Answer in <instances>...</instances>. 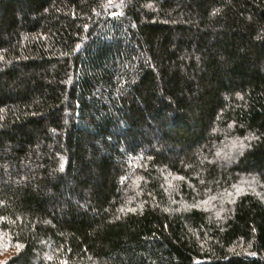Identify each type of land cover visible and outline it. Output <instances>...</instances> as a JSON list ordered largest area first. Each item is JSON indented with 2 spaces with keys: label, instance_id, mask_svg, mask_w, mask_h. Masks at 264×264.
<instances>
[{
  "label": "trees",
  "instance_id": "trees-1",
  "mask_svg": "<svg viewBox=\"0 0 264 264\" xmlns=\"http://www.w3.org/2000/svg\"><path fill=\"white\" fill-rule=\"evenodd\" d=\"M0 264H264V0H0Z\"/></svg>",
  "mask_w": 264,
  "mask_h": 264
}]
</instances>
